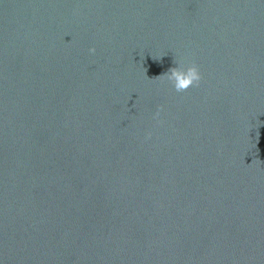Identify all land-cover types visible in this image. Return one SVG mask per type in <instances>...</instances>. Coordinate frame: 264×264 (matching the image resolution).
<instances>
[{"label": "water", "instance_id": "water-1", "mask_svg": "<svg viewBox=\"0 0 264 264\" xmlns=\"http://www.w3.org/2000/svg\"><path fill=\"white\" fill-rule=\"evenodd\" d=\"M0 264H264V0H0Z\"/></svg>", "mask_w": 264, "mask_h": 264}, {"label": "clouds", "instance_id": "clouds-1", "mask_svg": "<svg viewBox=\"0 0 264 264\" xmlns=\"http://www.w3.org/2000/svg\"><path fill=\"white\" fill-rule=\"evenodd\" d=\"M90 51H94V49H90ZM152 58L155 60H159L160 56ZM175 63L177 64V66L170 67L166 72L162 73L161 75L155 76L152 79L160 80L162 82L166 79L173 85V88L176 92H184L190 87L199 85L202 76L195 62H192L187 66H184L182 62L175 61ZM156 115H159V108ZM258 136L259 133H257V137Z\"/></svg>", "mask_w": 264, "mask_h": 264}]
</instances>
